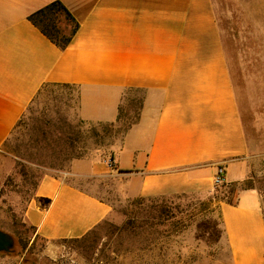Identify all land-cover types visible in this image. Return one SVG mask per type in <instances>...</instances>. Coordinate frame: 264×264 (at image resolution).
<instances>
[{
    "label": "crops",
    "instance_id": "crops-1",
    "mask_svg": "<svg viewBox=\"0 0 264 264\" xmlns=\"http://www.w3.org/2000/svg\"><path fill=\"white\" fill-rule=\"evenodd\" d=\"M55 1L79 23L65 50L29 21ZM51 84L78 88L79 117L93 123L117 122L126 89L144 93L139 122L109 157L74 160L70 176H99L110 162L130 197L205 198L219 166L239 184L252 151L264 152V0H0V147ZM110 215L86 189L45 175L25 221L55 242ZM221 215L233 264H264L259 191L242 190Z\"/></svg>",
    "mask_w": 264,
    "mask_h": 264
},
{
    "label": "rangeland",
    "instance_id": "rangeland-1",
    "mask_svg": "<svg viewBox=\"0 0 264 264\" xmlns=\"http://www.w3.org/2000/svg\"><path fill=\"white\" fill-rule=\"evenodd\" d=\"M143 97L142 91L126 94L122 120L112 129L108 144L98 148L88 141L84 158L109 157L122 140L121 131L134 121ZM25 122L26 128L14 131L0 147V230L13 239L12 248L0 252V264H233L221 204L235 202L242 190L254 188L264 213V152L252 151L249 176L239 184L216 187L205 198L180 194L149 201L128 196L127 182L110 166L99 176H70L74 160L61 153L59 138L77 133L78 88H44L28 107ZM252 134L255 138L254 127ZM45 175L107 202L110 217L81 242L43 240L26 223L25 211Z\"/></svg>",
    "mask_w": 264,
    "mask_h": 264
},
{
    "label": "trees",
    "instance_id": "trees-1",
    "mask_svg": "<svg viewBox=\"0 0 264 264\" xmlns=\"http://www.w3.org/2000/svg\"><path fill=\"white\" fill-rule=\"evenodd\" d=\"M29 21L35 25L51 42H53L59 49L65 50L74 39L75 35L79 30V23L72 16L66 6L60 2L55 1L51 4L45 6L44 8L38 10L37 12L29 16ZM54 88V87H71L69 85L62 84H51L43 87L39 94L40 96L44 91V88ZM135 89H126L123 92V99L127 93L137 92ZM36 97V98H37ZM143 108V99L140 102V107L138 113L134 119L131 121L124 130L121 131L122 139L129 131L131 127L137 124L141 117V111ZM26 112L19 121L17 127L14 131H18L20 128H26L27 123L25 122ZM122 120V105L119 110V117L116 123ZM116 123H93L87 122L80 118L79 126L76 135L71 136H61L59 138L60 145L63 147L61 153L66 156L69 160L83 159L88 150V141H91L92 145L98 148L105 147L111 138L112 129L116 126ZM23 131L19 132V135ZM14 133V132H13ZM164 197H149V201L157 200ZM144 200V198H142ZM239 200V194L237 195V200L235 202H229L230 205H237ZM43 201V200H42ZM47 204L50 200H44ZM162 213H164V207L161 208ZM35 230L33 227H31ZM92 232V231H91ZM88 235V234H87ZM86 235V236H87ZM86 236L80 239H63L58 242L73 243L81 242L86 239ZM43 239V238H42ZM45 240V239H43ZM47 241V240H45ZM57 242V241H55Z\"/></svg>",
    "mask_w": 264,
    "mask_h": 264
},
{
    "label": "water",
    "instance_id": "water-1",
    "mask_svg": "<svg viewBox=\"0 0 264 264\" xmlns=\"http://www.w3.org/2000/svg\"><path fill=\"white\" fill-rule=\"evenodd\" d=\"M13 246V239L10 235L0 230V252L9 251Z\"/></svg>",
    "mask_w": 264,
    "mask_h": 264
},
{
    "label": "built area",
    "instance_id": "built-area-1",
    "mask_svg": "<svg viewBox=\"0 0 264 264\" xmlns=\"http://www.w3.org/2000/svg\"><path fill=\"white\" fill-rule=\"evenodd\" d=\"M109 166H111V163L108 162ZM225 169L223 166H219L217 168V172L214 176V185L215 187H220V186H224L225 184H227V181H226V177H225Z\"/></svg>",
    "mask_w": 264,
    "mask_h": 264
}]
</instances>
